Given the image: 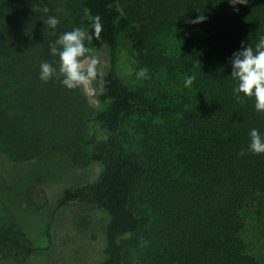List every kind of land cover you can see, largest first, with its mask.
<instances>
[{
	"label": "trees",
	"instance_id": "1",
	"mask_svg": "<svg viewBox=\"0 0 264 264\" xmlns=\"http://www.w3.org/2000/svg\"><path fill=\"white\" fill-rule=\"evenodd\" d=\"M235 7L0 0V156L27 163L57 155L76 168L99 167L55 206L84 205L103 216L105 244L94 264H264L246 240L250 223L264 228V154L246 151L250 129L264 135V113L250 98L234 99L230 77L241 42L255 47L264 36V0ZM201 14L204 23L188 22ZM48 16L59 19L55 29L44 23ZM75 27L107 59L93 105L81 89L39 79L41 62L58 67L49 43ZM170 39L178 50L167 49ZM140 68L148 79L136 80ZM188 76L195 79L185 87ZM50 222L39 247L12 213H0V260L20 264L48 251Z\"/></svg>",
	"mask_w": 264,
	"mask_h": 264
},
{
	"label": "rangeland",
	"instance_id": "2",
	"mask_svg": "<svg viewBox=\"0 0 264 264\" xmlns=\"http://www.w3.org/2000/svg\"><path fill=\"white\" fill-rule=\"evenodd\" d=\"M168 43L170 52L179 49L176 40L170 39ZM94 54L100 58V69L105 72L106 57ZM100 88L101 83L96 81L90 88L81 90L93 105L94 94ZM98 172L96 164L76 168L57 155H46L27 163H13L0 156V213H12L28 240L39 247L46 246L45 229L52 219L49 250L20 264H94L100 258L105 244L103 216L79 204L55 212L56 202L65 189L91 182ZM258 228L263 230V236ZM246 240L249 253L264 260V228L257 222L250 223ZM0 264L18 263L0 260Z\"/></svg>",
	"mask_w": 264,
	"mask_h": 264
},
{
	"label": "clouds",
	"instance_id": "3",
	"mask_svg": "<svg viewBox=\"0 0 264 264\" xmlns=\"http://www.w3.org/2000/svg\"><path fill=\"white\" fill-rule=\"evenodd\" d=\"M228 3L238 11L235 6L247 5L248 0H228ZM43 11L47 13L48 8L45 7ZM205 21L206 17L201 14L188 22L198 25ZM44 23L55 29L60 21L55 16H48ZM91 27L96 35L102 31L100 17L94 18ZM89 39L88 31L80 27L61 33L49 43V54L58 57V67L54 66L55 62H41L39 79L45 83L51 79H58L68 90L88 89L93 82L102 79L105 73L100 69V58L87 46L86 42ZM230 65V77L236 81V86L232 88L234 99L242 102L243 99L250 98L254 102V109L264 113V36L259 38L255 47L242 41L240 49L230 58ZM135 76L137 81L148 79V69L140 68ZM194 79L195 76L186 77L185 87L191 86ZM248 137L246 151L254 155L264 154V135H261L258 129L252 128L248 132ZM239 154L243 156L245 150Z\"/></svg>",
	"mask_w": 264,
	"mask_h": 264
}]
</instances>
